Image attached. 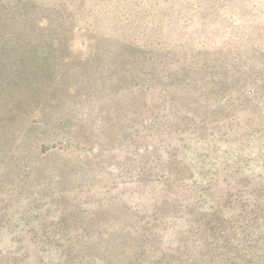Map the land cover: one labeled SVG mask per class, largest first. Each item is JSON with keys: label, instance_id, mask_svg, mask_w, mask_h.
I'll use <instances>...</instances> for the list:
<instances>
[{"label": "rangeland", "instance_id": "374dc122", "mask_svg": "<svg viewBox=\"0 0 264 264\" xmlns=\"http://www.w3.org/2000/svg\"><path fill=\"white\" fill-rule=\"evenodd\" d=\"M0 264H264V0H0Z\"/></svg>", "mask_w": 264, "mask_h": 264}]
</instances>
